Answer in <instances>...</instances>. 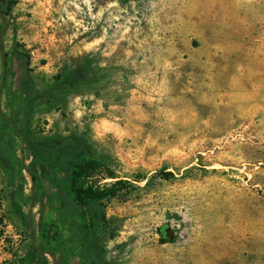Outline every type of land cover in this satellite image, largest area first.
<instances>
[{
  "label": "rangeland",
  "instance_id": "rangeland-1",
  "mask_svg": "<svg viewBox=\"0 0 264 264\" xmlns=\"http://www.w3.org/2000/svg\"><path fill=\"white\" fill-rule=\"evenodd\" d=\"M11 1L0 264L29 249V264H264V0ZM26 137L71 138L126 186L96 220L65 216L48 169L41 188L30 177Z\"/></svg>",
  "mask_w": 264,
  "mask_h": 264
},
{
  "label": "trees",
  "instance_id": "trees-1",
  "mask_svg": "<svg viewBox=\"0 0 264 264\" xmlns=\"http://www.w3.org/2000/svg\"><path fill=\"white\" fill-rule=\"evenodd\" d=\"M11 3V0H0V15L11 8ZM14 57L16 67L19 69L17 84L26 96L32 86L27 59L19 52H15ZM26 141L31 150L28 172L32 181L38 183V187L41 188V177L37 168L44 166L48 169L55 189L57 191L62 189L64 193L60 194V211L65 216L86 211L91 221L96 220L95 215L100 212L101 201L116 195L126 186V180L119 179L116 173L106 168L100 160L88 157L83 147L71 138L30 140L26 137ZM14 156L12 148L0 133V159L9 169L14 166V160H16ZM107 179L114 180L108 182L105 181ZM103 216L104 214L100 213V217L103 218ZM48 229L47 224L42 223L41 237L50 247ZM35 252V249H29L18 264H29ZM44 252L53 254L47 249ZM92 264H102L98 252L95 253Z\"/></svg>",
  "mask_w": 264,
  "mask_h": 264
}]
</instances>
